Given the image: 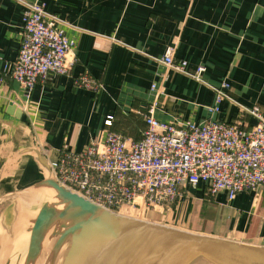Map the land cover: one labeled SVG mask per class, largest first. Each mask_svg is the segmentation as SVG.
<instances>
[{
	"label": "crops",
	"instance_id": "obj_1",
	"mask_svg": "<svg viewBox=\"0 0 264 264\" xmlns=\"http://www.w3.org/2000/svg\"><path fill=\"white\" fill-rule=\"evenodd\" d=\"M34 1L65 21L77 43L72 75L90 74L103 83L100 92L52 74L27 101L10 68L19 52L25 2ZM173 46L175 60L186 61L189 71L205 66L204 82L162 63ZM224 80L228 98L212 112L211 86ZM154 102L162 122L253 125L256 120L241 115V107L264 108V0H0V264H11L20 239V209L9 233L2 225L5 207L17 199L19 208L18 193L43 179L33 156H19V150L39 147L49 160L59 149L82 151L104 136L108 115L115 117L112 130L138 141ZM188 193L177 206L184 217L178 218L176 225L184 222L179 228L264 246V190L241 191L229 200L225 192L207 195L201 183ZM29 237L30 232L19 248L22 264Z\"/></svg>",
	"mask_w": 264,
	"mask_h": 264
},
{
	"label": "built area",
	"instance_id": "obj_2",
	"mask_svg": "<svg viewBox=\"0 0 264 264\" xmlns=\"http://www.w3.org/2000/svg\"><path fill=\"white\" fill-rule=\"evenodd\" d=\"M25 6L19 52L10 75L26 89L27 101L35 85L52 74L70 76L75 87L100 92L103 83L90 74L72 75L77 43L67 34L65 21L49 13L42 2H25ZM161 61L170 70L204 82L205 66L189 71L186 61L175 60L174 46ZM229 86L227 80L211 86L216 103L210 111L220 110ZM241 110V115L256 122L251 126L243 120L177 124L159 121L154 102L144 114L147 127L140 140L112 130L115 117L108 115L104 136L92 139L82 151L59 149L49 162L61 185L115 212L134 207L163 213L189 198V186L201 183L212 197L220 192L229 200L241 191L259 194L264 190V108Z\"/></svg>",
	"mask_w": 264,
	"mask_h": 264
},
{
	"label": "water",
	"instance_id": "obj_3",
	"mask_svg": "<svg viewBox=\"0 0 264 264\" xmlns=\"http://www.w3.org/2000/svg\"><path fill=\"white\" fill-rule=\"evenodd\" d=\"M32 155L43 173L38 183L55 189L57 202L45 201L32 220L25 264L35 262L51 227L54 248L70 242L61 264H264V246L171 227L111 211L61 185L49 158L36 146L19 150ZM62 206L59 208V206ZM18 200L4 209L2 225L12 233ZM28 229V228H27Z\"/></svg>",
	"mask_w": 264,
	"mask_h": 264
},
{
	"label": "rangeland",
	"instance_id": "obj_4",
	"mask_svg": "<svg viewBox=\"0 0 264 264\" xmlns=\"http://www.w3.org/2000/svg\"><path fill=\"white\" fill-rule=\"evenodd\" d=\"M48 188H49L48 186H45L42 184H35L30 189H27V190H24L18 193L20 196L19 209H20L21 219L19 222H17V224L18 225L20 224V226H19V230H16V231L20 232L22 235H20L19 233L18 238L20 239H16L17 246L15 250L17 251L11 257V260H10L11 264H22L23 263V258L25 257V253L23 252L22 249L19 250V248L23 246L24 240H28V232H29L28 230L40 206L45 201H48V202L58 201V199L54 197V194L50 192ZM61 207L62 206L60 205L59 208ZM126 210H130V211H126ZM177 210H178V207L174 209H170V210H164L163 213H160L157 210H149V212H143L142 210L138 208L123 207L121 208L119 213L125 214L128 216H133L136 218H141V219L152 221V222H156V223H160V224H164V225H168L171 227L173 226V227L179 228V226H182L184 222H180V224L178 223V225H176V223L178 222V218H180L179 217L180 213ZM183 218L184 217L182 216L180 220ZM55 227H57L58 230L62 229L60 228L59 223L56 224ZM55 227H51L49 229V231L46 234L45 241L43 244L44 246L42 248L41 253L38 255L35 262H32L30 264H57V262L60 263L62 261L63 255L65 253L67 246H64V243H63V245H60L59 248L53 249L54 243L57 239V236L52 235V231ZM0 232H2L1 226H0ZM10 244L15 245L16 244L15 239L14 241H11Z\"/></svg>",
	"mask_w": 264,
	"mask_h": 264
},
{
	"label": "bare ground",
	"instance_id": "obj_5",
	"mask_svg": "<svg viewBox=\"0 0 264 264\" xmlns=\"http://www.w3.org/2000/svg\"><path fill=\"white\" fill-rule=\"evenodd\" d=\"M49 188V190H50V192H52L53 194H54V197H56V191H55V189L54 188H52V187H50V186H48ZM29 196V195H28ZM31 196V195H30ZM33 196V195H32ZM29 198V197H28ZM57 198V197H56ZM34 200V199H33ZM126 211H130V210H126ZM132 211V210H131ZM181 229V228H180ZM189 231V230H188ZM193 232V231H192ZM196 233V232H195ZM64 246H67L66 247V249L70 246V242H65L64 241ZM57 264H61V262L59 263V262H57ZM197 264H213L211 261H209L208 259H205V258H202V259H200V260H198V262H197Z\"/></svg>",
	"mask_w": 264,
	"mask_h": 264
}]
</instances>
